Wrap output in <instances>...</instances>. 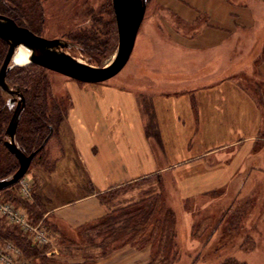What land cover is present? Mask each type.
I'll use <instances>...</instances> for the list:
<instances>
[{
	"label": "rangeland",
	"instance_id": "1",
	"mask_svg": "<svg viewBox=\"0 0 264 264\" xmlns=\"http://www.w3.org/2000/svg\"><path fill=\"white\" fill-rule=\"evenodd\" d=\"M5 1L9 5L17 7L16 4ZM28 2L32 11H26L19 5L18 9L23 8L22 15L28 16L23 17H26L29 26L14 20L18 25L26 26L35 34L48 39L62 38L70 44L64 49L66 53L91 65H106L114 56L118 34L112 0H28ZM24 3L26 4V0ZM33 10L37 14L36 18L31 17L30 13ZM194 15L195 7L192 1L186 3L184 8H180L176 0H146L144 17L128 61L120 71L103 81H80L37 64L20 73L21 77L26 79L29 77L45 78L47 84L45 110L53 124L50 137L33 157L25 174L31 175L39 170L38 173L41 172L42 177L44 176L43 172H48L50 176L53 175L51 173H54V165L58 160L63 161L64 165L63 171L55 176L59 178L57 183L55 180H50V183H54L53 186L56 187L51 186L46 191L48 193L45 199L46 211L49 207L78 197L81 191L87 190L85 187L87 183L86 172L78 159L82 158L79 153L80 146L76 143L72 126L68 120L73 107L77 106L76 100L72 98V93L81 94L82 97H85L83 101L98 108L102 105L95 104L97 103L96 92L103 89V84L110 83L118 89L133 92L136 95V116L145 124L147 134L155 141L156 139L160 140L161 136L157 124L160 111L158 110L156 113L155 110V104L159 109L160 100L155 96L162 95V92H166L165 90L177 88L175 83H172V79L175 80L178 75L187 77L182 78L187 80L194 77L195 72L198 73L199 67L194 60L197 58L192 57L194 52H187L178 45V42H183V34L190 35L194 27L199 24V21L196 25L193 24L191 18ZM81 43L88 48L93 47L94 50H91L95 54L90 55L83 51L80 46ZM0 46L3 48V44ZM182 58L186 59L183 68L178 67L176 62H171ZM208 58V56L203 57L205 60ZM11 64L14 67L29 63L15 64L12 61ZM249 65L246 66L247 68L244 67L246 72L252 71L254 73L257 68L248 70ZM174 70H180L181 73L173 76ZM240 75V79L264 105V98H262L264 96V82L250 80L254 77H249L251 76L249 73L244 72ZM255 77L261 76L255 75ZM254 84L257 85L258 90ZM10 87L12 88V86ZM13 89L21 91L20 88ZM9 97L11 98L10 95ZM24 103H26L25 98ZM13 105L10 103V106L13 107ZM125 113L124 109L118 112L109 109L107 113L99 111L96 115L92 114L90 120L94 118L93 123L95 125H97V121L101 120L99 124L104 125L108 132H113L121 123L124 124L128 121L129 116L124 115ZM56 116L59 117L60 121L51 118ZM8 122L2 125L4 129ZM18 126L19 121L16 130ZM44 159L50 163L47 167L41 165ZM221 161L223 162L222 159ZM200 166L208 170L210 165L205 159L200 161V158H183L179 161L177 158H169V164L164 167V171L143 175L132 182L123 183L108 192L98 194L99 199L102 198L106 201L102 203L105 207L103 215L138 201L144 198L145 194H155L158 196L155 214L160 212V216L167 210L173 213L174 241L176 240L174 253L178 254L181 251L182 254H180L183 255L182 261L180 260L178 264H186L185 255L192 253L200 244V264H216L220 258L235 252L237 258L246 260L248 264H264V223L261 216L264 210V170L254 171L249 167L247 185L239 195L229 197L230 193L235 192V188L231 191L222 186L210 190L202 188L200 182L204 180L208 183V178L193 177L196 170L199 174ZM30 184L31 190L35 191L37 183L32 181ZM60 184L62 185L60 186ZM18 188L19 181L1 189L0 198L6 200L5 193L10 190H13L17 197ZM88 189L91 190L90 186ZM195 191L198 192L195 193ZM13 202L27 213L23 206ZM228 204H232L230 209L228 208L225 213L221 212ZM221 214L222 216H220ZM50 216H47L48 222L51 223L49 226L56 233L51 229H46L41 221L33 222L30 220L32 217L27 216L31 223L36 226L39 225L38 229L47 235V240L42 242L35 238V233L24 231L20 225L0 215L1 220L8 226L16 228L22 235L27 236L30 244L39 251L36 258L29 257L19 246L22 258L30 264H160L158 259L152 262L154 255L152 243L158 239V229L151 228L154 226V222L151 220L142 227L139 233H129L131 234L129 237L109 243V239L98 233V226L93 224L100 217L72 228L63 220ZM228 227L229 230H227ZM236 227L235 231L239 232L238 234L232 232ZM245 228H248L250 233L247 238H243ZM231 233V236H227ZM207 236L208 238H206ZM242 239L246 246L238 248L237 244ZM4 240L8 239H0V242ZM224 240L223 245L232 242L231 245H235L217 250V246L220 247L222 244L220 242ZM142 242H144L143 246H141ZM105 243H109V245L104 247Z\"/></svg>",
	"mask_w": 264,
	"mask_h": 264
},
{
	"label": "crops",
	"instance_id": "2",
	"mask_svg": "<svg viewBox=\"0 0 264 264\" xmlns=\"http://www.w3.org/2000/svg\"><path fill=\"white\" fill-rule=\"evenodd\" d=\"M191 1L195 7L191 19L193 24H199L194 25L190 35L183 34V42L178 45L194 52L198 73L184 80L187 77L174 70L173 76H178L172 77V83L177 88L155 96L160 100L159 109L155 104V110L160 111L157 124L161 139L155 141L148 135L145 124L136 116L133 92L103 84V89L96 92L95 104L102 105L98 108L83 101L81 94L72 93L77 106L68 120L80 146L82 158L78 159L86 172L87 190L49 207L44 216L51 214L72 228L96 220L105 213L98 194L143 175L164 171L169 158L205 159L209 169L200 166L199 174L196 170L193 177L208 178V183L200 182L205 190L235 188L229 197L239 195L247 185L249 167L264 170V105L240 79V73L245 72L254 77L250 80L264 82V0H176L180 8ZM204 56L209 58L205 60ZM185 60L171 62L183 68ZM247 65L248 70H257L246 72ZM109 109H124V115L129 116L113 132L99 124L101 120L97 125L94 118L90 120L92 114L107 113ZM61 165L63 161L58 160L50 176L43 172L42 177L39 170L28 174L37 183L32 193L46 199L47 189L55 185L50 180L57 183L59 178L55 176L63 171ZM261 216L264 223V210Z\"/></svg>",
	"mask_w": 264,
	"mask_h": 264
},
{
	"label": "trees",
	"instance_id": "3",
	"mask_svg": "<svg viewBox=\"0 0 264 264\" xmlns=\"http://www.w3.org/2000/svg\"><path fill=\"white\" fill-rule=\"evenodd\" d=\"M10 3L16 4L17 7L11 6L6 3L5 0H0V12L12 17L16 22H20L26 26H29L26 21V17L22 15L23 8L26 11H32V8L26 0V4L24 0H7ZM18 5L23 7L21 10L18 9ZM31 14L32 18H36L37 14L33 10ZM28 17V16H27ZM3 44V48L0 46V64L4 57V47L5 52L7 45L6 43L0 39V45ZM82 44V43H81ZM83 51L87 52L90 55H94L95 53L93 47L88 48L86 45H80ZM92 49V50H91ZM35 65L34 63H29L27 65H17L12 67L6 76L7 82L13 88H20L22 94L25 98V105L23 108V113L21 117H19V126L15 132V142L21 148L22 151L29 153L33 150H36L41 146V144L48 140L50 134L53 130V124L50 121V118L46 115V80L42 77H32V78H22L20 73L25 71L28 67ZM26 84V85H25ZM23 85V86H22ZM28 85V86H27ZM256 89L258 90L257 85L254 84ZM29 94V95H27ZM9 96H6L0 91V179L7 177L12 174L17 167V161L13 154L6 149L3 145L4 138V125L8 122L11 114H12V106L8 103ZM53 120H59V117H51ZM60 121V120H59ZM50 163L48 160L44 159L41 162L42 166H48ZM51 166V165H50ZM103 196V195H102ZM6 199H10L15 201L17 204L23 206L28 215L32 217L33 222L41 221L42 225L46 227V229H51L50 224L47 220V216H44L46 212V200L42 198L39 193H32L31 200H22L19 196H15L13 190L7 191L5 193ZM102 203L106 202L104 199L100 198ZM157 201L158 196L155 194H145L144 198H141L138 201L132 202L129 205H126L121 208L115 209L113 212H108L103 217H100L97 221L93 222V224L97 225V232L105 235L109 239V243H113L119 241L125 237H129L131 234L129 233H139L142 230V227L151 220L154 222V226L152 229H158V239L152 243V248L154 249V255L152 257V262L158 259L160 264H178L183 255H181V251L177 254L174 253V249L176 250V240L175 239V231H174V217L173 213L170 210L161 213L157 211ZM232 204H228L224 207V210L221 212H227L228 208L230 209ZM113 210V209H112ZM222 213V214H223ZM222 214L220 216H222ZM156 215V217H155ZM48 224V225H47ZM249 226V225H248ZM238 227V225H237ZM237 227L232 230L234 234H238L235 230ZM251 228V227H248ZM248 228L243 231V238H247L250 233L248 232ZM213 229V227H212ZM230 228L228 227L227 230ZM52 230V229H51ZM53 231V230H52ZM56 233L55 231H53ZM228 234L227 236H231ZM208 238V236L206 237ZM0 239H8L14 242L18 247L20 246L25 254L29 257L36 258L38 256V250L34 248L27 236L22 235L16 228H12L8 226L3 220L0 219ZM109 243H105L104 247H107ZM221 246H217V250H223L227 248L232 243H225V240ZM144 242H142V245ZM201 245V244H200ZM197 247V249H193L192 253H187L184 257L186 258V264H200V255H201V247ZM235 244L231 245L234 246ZM238 248L245 247V242L240 241L237 244ZM180 248V247H179ZM181 249V248H180ZM181 253V254H180ZM235 253H230L227 256H224L218 260L216 264H248L246 260L239 259L236 257ZM188 257V258H187ZM182 261V260H181Z\"/></svg>",
	"mask_w": 264,
	"mask_h": 264
},
{
	"label": "water",
	"instance_id": "4",
	"mask_svg": "<svg viewBox=\"0 0 264 264\" xmlns=\"http://www.w3.org/2000/svg\"><path fill=\"white\" fill-rule=\"evenodd\" d=\"M112 7L118 42L114 56L103 66L82 62L66 53L64 49L70 44L62 38L48 39L37 35L26 26L18 25L10 16L0 14V38L8 44L0 65V88L10 96L15 95V98L9 100L15 105L6 127L4 145L18 161L17 169L10 176L0 179V190L17 182L26 173L31 160L46 142L45 139L39 148L29 153L22 151L15 142L16 126L25 103L22 92L12 89L6 83V75L12 67L16 48L23 46L28 50V59L25 63H34L84 82H99L108 79L120 71L130 57L144 17L146 0H112Z\"/></svg>",
	"mask_w": 264,
	"mask_h": 264
},
{
	"label": "built area",
	"instance_id": "5",
	"mask_svg": "<svg viewBox=\"0 0 264 264\" xmlns=\"http://www.w3.org/2000/svg\"><path fill=\"white\" fill-rule=\"evenodd\" d=\"M28 177H23L19 180L18 195L23 198H29L31 196V184ZM0 215L7 218L9 221L20 225L24 231L35 233V238L45 242L47 235L42 230L38 229V226L31 223L28 219V215L24 209L16 205L12 201L0 199ZM0 264H30L22 258L20 248L9 240L0 242Z\"/></svg>",
	"mask_w": 264,
	"mask_h": 264
},
{
	"label": "bare ground",
	"instance_id": "6",
	"mask_svg": "<svg viewBox=\"0 0 264 264\" xmlns=\"http://www.w3.org/2000/svg\"><path fill=\"white\" fill-rule=\"evenodd\" d=\"M28 59V50H26L23 46H19L13 56V61L15 63H25Z\"/></svg>",
	"mask_w": 264,
	"mask_h": 264
},
{
	"label": "flooded vegetation",
	"instance_id": "7",
	"mask_svg": "<svg viewBox=\"0 0 264 264\" xmlns=\"http://www.w3.org/2000/svg\"><path fill=\"white\" fill-rule=\"evenodd\" d=\"M0 14H4V13H2V12H0ZM4 15H6V14H4ZM8 16V15H7ZM1 40H3L2 38H0ZM5 43H6V45H7V48H8V44H7V42L5 41V40H3ZM7 48H6V51H7ZM6 54V53H5ZM5 54H4V56H5ZM4 58V57H3ZM2 61H3V59H2ZM2 63V62H1ZM1 65V64H0ZM7 76V75H6ZM6 83L8 84V82H7V79H6ZM9 85V84H8ZM12 89H13V87H12ZM0 91H1V93L2 94H4V95H6V96H9L8 95V93H6V92H4L1 88H0ZM11 98H15V95L14 96H11ZM10 98V99H11ZM8 101V100H7ZM8 103H9V101H8ZM14 105H15V103H13ZM14 105H13V108H14ZM13 108H12V111H13ZM7 127V126H6ZM6 127H5V129H4V140H3V145H4V141L6 140V134H5V131H6ZM5 146V145H4ZM6 147V146H5ZM7 148V147H6Z\"/></svg>",
	"mask_w": 264,
	"mask_h": 264
}]
</instances>
